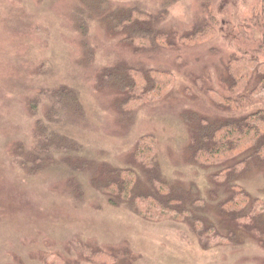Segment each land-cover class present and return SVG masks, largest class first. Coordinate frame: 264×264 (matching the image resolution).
I'll use <instances>...</instances> for the list:
<instances>
[{"label":"rangeland","instance_id":"374dc122","mask_svg":"<svg viewBox=\"0 0 264 264\" xmlns=\"http://www.w3.org/2000/svg\"><path fill=\"white\" fill-rule=\"evenodd\" d=\"M105 1L112 9L138 5L155 13L160 7V0ZM87 3L0 0V264H44V256L52 253L73 261L70 242L79 237L104 251L129 248L135 257L132 264H264V249L239 231L236 245L203 250L186 224L149 222L124 205H108L90 174L74 175L73 182L63 171L32 177L15 167L13 145L29 142L32 135L28 103H39V93L64 86L77 96L84 121L57 130L82 147L84 158L99 166L133 168L130 158L137 141L154 137L162 180L185 192L194 187L198 193L194 198L205 202V216L213 224L218 221L217 202L229 194L212 183L211 176L232 162L205 170L194 165L190 128L199 119L219 118L206 91L230 95L226 66L232 57L264 60L260 48L264 0H213L218 27L211 41L186 48L178 44L179 49L150 55H135L101 19L88 22L84 44L75 20L79 11L88 13ZM205 5L204 0L175 2L163 28L178 36L190 33L205 19ZM118 62L168 71L176 83L162 98L135 112L124 111L128 115L121 121L115 94L97 81L101 69ZM235 183L264 201L262 167L253 163Z\"/></svg>","mask_w":264,"mask_h":264},{"label":"trees","instance_id":"16d2710c","mask_svg":"<svg viewBox=\"0 0 264 264\" xmlns=\"http://www.w3.org/2000/svg\"><path fill=\"white\" fill-rule=\"evenodd\" d=\"M177 1L160 0L158 11L152 13L138 5L112 9L105 0H89L85 5L88 13L79 11L75 25L84 36L85 44L88 22L104 20L109 32L117 35L135 55H150L170 47L179 49L178 44L186 48L211 41L218 27L211 9L213 0H204L206 17L190 33L178 36L163 28L170 8ZM261 15L260 48L264 49V11ZM87 58L88 62L91 58ZM226 69L230 95L225 97L215 90L206 91L220 111L219 118L217 121L197 120L189 134V152L194 165L203 169L232 162L220 174L211 176L212 183L223 186L229 194L217 202L215 217L218 221L215 224L205 216L204 200L194 198L198 194L194 187L185 192L162 180L154 137L145 136L137 141L130 158L133 168L99 166L94 160L84 158L82 147L61 129L57 130L84 121V111L77 96L64 86L39 93V103H28L29 114L34 119L31 139L13 145V163L32 177L59 170L65 172L69 181L76 182L72 176L90 174L95 188L107 199L108 205H124L149 222L186 224L203 250L236 245L238 231L253 238L264 249V201L252 197L235 183L253 163L264 169V60L234 56ZM97 81L115 94L114 107L122 121V115H128L124 111L132 109L135 112L146 102L171 92L176 78L168 71L118 62L101 69ZM259 104L262 107L237 115ZM139 170L144 181H140ZM70 248L79 262L76 258L72 261L62 254L52 253L44 256L43 263L132 264L135 260L129 248L104 251L80 237L70 242Z\"/></svg>","mask_w":264,"mask_h":264}]
</instances>
